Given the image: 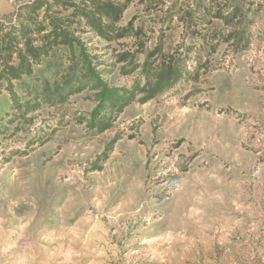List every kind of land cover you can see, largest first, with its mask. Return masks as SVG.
<instances>
[{
	"label": "rangeland",
	"instance_id": "rangeland-1",
	"mask_svg": "<svg viewBox=\"0 0 264 264\" xmlns=\"http://www.w3.org/2000/svg\"><path fill=\"white\" fill-rule=\"evenodd\" d=\"M29 1L0 0V21ZM253 1L247 49L222 45L208 75L131 103L102 133L81 122L92 91L49 103L66 64L26 81L41 105L22 120L0 94V264H264V0ZM131 18L159 29L137 2L121 25ZM182 36L174 26L166 47ZM92 46L105 64L122 48ZM116 67L108 84L130 85Z\"/></svg>",
	"mask_w": 264,
	"mask_h": 264
},
{
	"label": "trees",
	"instance_id": "trees-1",
	"mask_svg": "<svg viewBox=\"0 0 264 264\" xmlns=\"http://www.w3.org/2000/svg\"><path fill=\"white\" fill-rule=\"evenodd\" d=\"M178 1L31 0L19 4L7 20L0 21V94L7 92L22 120L41 105L37 98H30L26 81L37 83L36 71L45 63L66 64L70 70L61 79L62 83L68 81L66 91L49 103H63L72 94L92 91L94 107L81 122L102 133L131 103H147L208 75L215 69L212 59L222 45L232 53L250 46L248 28L262 3L191 0L189 6ZM133 2L158 22L159 29L136 26L134 18L121 25ZM178 25L183 36L167 48L165 38ZM84 36L90 37L85 41ZM152 38L151 47L148 43ZM94 39L122 47L118 52L113 49L112 63L99 61L96 48L89 47ZM188 39L194 43L186 45ZM117 65L122 76H134L130 85L115 87L105 80ZM19 85L25 86L20 93L16 89Z\"/></svg>",
	"mask_w": 264,
	"mask_h": 264
}]
</instances>
